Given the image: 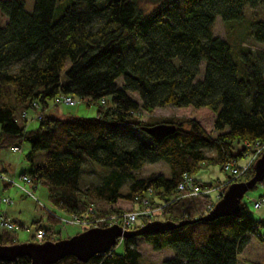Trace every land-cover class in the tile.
Returning a JSON list of instances; mask_svg holds the SVG:
<instances>
[{"label":"trees","instance_id":"trees-1","mask_svg":"<svg viewBox=\"0 0 264 264\" xmlns=\"http://www.w3.org/2000/svg\"><path fill=\"white\" fill-rule=\"evenodd\" d=\"M35 1L28 12L25 1L0 0V147L31 144L26 156L31 165L21 173L44 183L51 204L65 212L83 217L90 205L104 201L108 208L94 205L91 219L119 213L125 209L117 207L122 201L136 206L153 189L150 200L162 205L155 220H194L162 234L123 238L117 244L122 252L115 246L88 262L70 255L57 264H152L144 261L138 239L156 249L169 247L174 255L164 264H239L250 233L264 239L258 234L264 218L252 216L244 198L237 215L205 221L200 217L211 197L178 198L177 186L184 172L195 175L214 163L224 169L264 146V58L242 41L233 47L232 37L215 34L218 16L244 21L247 9L262 0H181L182 5L154 0L151 11L140 7L141 0H72L56 21L59 0ZM250 27L249 34L264 41V18ZM234 54L245 58L241 76ZM60 94L98 103L97 116L47 114L50 99ZM158 105L181 107L188 115L143 121V113ZM30 109L41 114L33 129H27L23 116ZM159 122L176 129L159 138L144 130ZM41 152L44 158L38 161ZM161 159L170 176H138L147 163ZM85 172L97 173L100 182H84ZM253 172L254 165L222 191ZM197 184L219 185L199 179ZM50 219L55 222L56 216ZM13 231L4 228L0 244L17 243ZM0 264L32 260L25 256Z\"/></svg>","mask_w":264,"mask_h":264},{"label":"rangeland","instance_id":"rangeland-1","mask_svg":"<svg viewBox=\"0 0 264 264\" xmlns=\"http://www.w3.org/2000/svg\"><path fill=\"white\" fill-rule=\"evenodd\" d=\"M22 1H25L26 10L28 12H32L34 10L36 2L35 0ZM71 2L72 0L58 1L55 8V21L63 14V12L65 11L64 9ZM178 3L182 5L181 0H179ZM156 5L157 3L154 0L140 1V7L143 8L144 11H151L154 7H156ZM261 18H264V0H262L256 7H250L247 9V16L244 21L225 22L222 20L221 16H218L215 23V34L217 36H221L224 39L232 37L230 43L233 45V47L236 41V43H240L242 41L245 47H249L258 58H261V60H263L264 41L258 42L254 39L253 35L249 34V32L251 31V22H254ZM236 61L238 63V66H240L239 76H241L243 74L242 63L245 61V58H239L238 56H236ZM118 83H120V85L123 84L122 78L119 79ZM129 93L133 98L141 101L139 93L131 91ZM73 96L76 98V100H78V103L72 106L65 103H61V105L55 106V99H50L47 114L50 115L51 112H54L57 113V116L59 117L76 116L94 118L97 116L99 108L98 103L95 102L93 104H88V102L84 99H81L76 95ZM174 115L180 116L188 114L187 112H184L181 107L176 108L172 105H158V107L152 113H143L142 120H158L162 118H169V116ZM27 120V129H33L39 125V119H37V113L35 109L29 110ZM215 133L216 132H214V134ZM30 150L31 144H29L28 142H23L20 146V150L17 152H13L10 146L0 147V167L1 164H3V166L10 168L9 174H5L3 172L2 174L14 179V183H8L7 181H3L0 178V200H2V198H12L14 201L11 206L3 201L0 202V216L1 214H6L9 208L11 210L10 215L13 214V217L17 219L15 221L14 219H11L9 217L10 220H13L15 222L18 228L13 231L17 243L40 240L35 236L39 231V227L45 228V226H49L51 224L50 215L56 216V221L52 222V226L57 231L58 238L67 239L68 237L77 235L78 233L86 229V227L78 223L70 224L63 222L62 219H72L74 214L65 212L64 210L57 208L56 206L51 204L49 200L48 187L44 183L37 185L36 188H34L35 186L33 185L31 186L30 184L24 183L21 176V171L27 168L29 165L26 156L30 153ZM44 153L41 152L42 155L38 154L36 159L38 161H42V159L44 158ZM246 159L247 156L243 159H239V163H245ZM97 169L100 170V166H97ZM100 172H102V170H100ZM154 172L163 173L166 176L171 175V169L164 159H161L157 162L147 163L142 167V169L139 170V172H137V174L139 177H144ZM195 176H197L200 181L210 182L213 184V186H215L220 183L226 182V180H229L230 174L229 171L223 169V166L221 164L214 163L204 165V167H202L197 171V173H195ZM83 180L87 183H97L100 182V176L94 172H85L83 175ZM5 183L8 186L5 185ZM19 185H25L26 188L32 192V195L21 190L19 188ZM127 189L128 184L124 186L123 190ZM263 192L264 182H259L257 187L249 190L245 196V202H247L249 206L250 213L258 220L264 218V206L259 209L255 208L254 200L258 199ZM212 197H214L213 199L216 200L214 194L212 195ZM94 205H99L102 209H106V207L108 208L107 203L104 201H98V203L93 204V206ZM117 207H123L129 210L133 207V205L131 203L122 201L119 205H117ZM19 220H21V223L19 222ZM3 230L4 228L1 227L0 218V233H2ZM258 234L262 235V237L264 238V226H260ZM249 236V243L243 247V250L238 255L239 264H264V239L259 238V236L255 233H250ZM137 244L139 245L138 247L140 252L143 254L144 261L150 262L152 264H164L166 258L172 257L174 255L173 251L169 247H164V249H156L152 244L146 242L143 239H138ZM117 250L119 252H122V244L117 245Z\"/></svg>","mask_w":264,"mask_h":264},{"label":"water","instance_id":"water-1","mask_svg":"<svg viewBox=\"0 0 264 264\" xmlns=\"http://www.w3.org/2000/svg\"><path fill=\"white\" fill-rule=\"evenodd\" d=\"M175 129V124L163 122L144 127L147 133L157 138L168 136ZM253 173L247 180L231 183L214 209L200 219L215 220L217 217L238 214L246 193L256 187L259 182L264 181V153L255 161ZM190 222H194V220L185 219L180 222L152 220L141 228L131 229V231L123 229L121 225L114 224L109 227H89L77 235L67 239H58L56 242L46 240L45 242L14 243V245L0 244V261L14 262L18 257L28 256L32 260V264H57L58 261L71 255L78 260L88 262L95 255L110 252L117 246L121 238L162 234Z\"/></svg>","mask_w":264,"mask_h":264},{"label":"built area","instance_id":"built-area-1","mask_svg":"<svg viewBox=\"0 0 264 264\" xmlns=\"http://www.w3.org/2000/svg\"><path fill=\"white\" fill-rule=\"evenodd\" d=\"M83 99V98H82ZM85 101L88 102V99H84ZM61 103H65L68 105H74L78 103V100L74 96L70 95H65V94H60L57 96L55 99V106L61 105ZM106 103V100H102L101 104L104 105ZM37 113V119L40 118V113L39 111H36ZM24 117H28V112L23 113ZM11 150L13 152H17L20 150L19 145H14L11 147ZM264 150V146L257 145L256 148H253L250 153H248L247 159L245 163H235V162H227L225 163L224 170L229 171L230 177L229 180H226V182L215 186V188L211 187H202L200 184H197V176L191 175L188 172H184L182 174V179L179 182L177 188L180 193V196L178 198H184V197H194V196H199V195H209L211 197V201H209L206 205V212L211 211L214 209V206L218 200L222 197V188L226 183H230L231 181L237 180V178H240L244 175H246L247 171L249 168L255 164V161L257 158H259ZM22 179L25 184H30L31 186H35L34 188L37 187L40 183L36 181L35 176H31L28 173H21ZM0 178L3 181H7L8 183H14L13 178H9L5 175L2 174L0 171ZM19 188L23 190L25 193L31 194L32 192L26 188L25 185H19ZM154 194V190L151 189L149 191V197H142L141 201L137 203L136 206H133L129 210L123 209L119 213L114 212V213H109V215H104V216H98V218L91 219L89 217V214H92L94 212V206L91 205L88 207L86 215L83 217L80 215L74 214L73 218H66L62 219L64 223H70V224H81L85 227H99L101 225H104V227H109L110 225L118 224L119 226L121 225L123 229L125 230H130L134 229L138 224L145 225V222H152V220H155L154 216L156 213L161 211L162 205H155L152 203V200H150L151 195ZM215 195L216 200H214L212 195ZM2 201L7 203V204H12L13 199L12 198H2ZM254 206L255 208L259 209L264 206V192L259 196L258 199L254 200ZM91 212V213H90ZM1 227L13 230V229H18L17 225L13 220H10L9 217H7L6 214H1ZM147 224V223H146ZM36 238L40 239V241H56L57 239V233L55 231L48 232L46 229H42L37 232ZM123 238L120 239L122 241Z\"/></svg>","mask_w":264,"mask_h":264},{"label":"crops","instance_id":"crops-1","mask_svg":"<svg viewBox=\"0 0 264 264\" xmlns=\"http://www.w3.org/2000/svg\"><path fill=\"white\" fill-rule=\"evenodd\" d=\"M53 110V109H52ZM54 111V110H53ZM46 113H47V110H46ZM51 114H53V115H57V113H54V112H51ZM44 153V152H43ZM41 154V153H40ZM42 155V154H41ZM29 165H31L30 163H29ZM29 165H28V167H29ZM9 167H6V166H3V164H1V167H0V171L1 172H3V173H5V174H9ZM26 169V168H25ZM22 172V171H21ZM5 185H7L6 183H5ZM8 186V185H7ZM2 200H0V202H1ZM14 203V201L12 202V204ZM12 204H8L9 206H11ZM10 212H11V210L8 208V210H7V212H6V215L8 216V217H10L11 219H14L15 221L17 220L15 217H13V214L12 215H10ZM50 221H51V224L49 225V226H45V227H53L52 226V220L50 219ZM19 222L21 223V220H19ZM23 225V224H22ZM53 229H54V227H53ZM54 231L55 232H57L55 229H54ZM28 242V241H27Z\"/></svg>","mask_w":264,"mask_h":264}]
</instances>
